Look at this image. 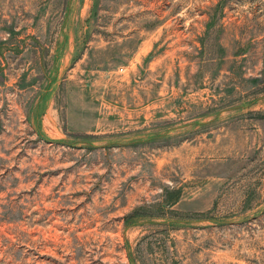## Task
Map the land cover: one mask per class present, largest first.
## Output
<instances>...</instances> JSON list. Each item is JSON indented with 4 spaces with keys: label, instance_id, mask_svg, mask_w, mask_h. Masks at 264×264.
<instances>
[{
    "label": "rangeland",
    "instance_id": "1",
    "mask_svg": "<svg viewBox=\"0 0 264 264\" xmlns=\"http://www.w3.org/2000/svg\"><path fill=\"white\" fill-rule=\"evenodd\" d=\"M0 264H264V0H0Z\"/></svg>",
    "mask_w": 264,
    "mask_h": 264
}]
</instances>
